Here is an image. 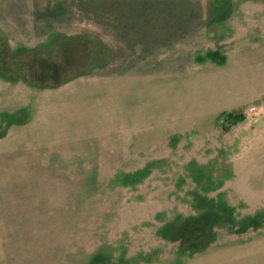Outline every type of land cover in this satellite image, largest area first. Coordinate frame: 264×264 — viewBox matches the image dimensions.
Returning a JSON list of instances; mask_svg holds the SVG:
<instances>
[{
    "label": "rangeland",
    "instance_id": "obj_1",
    "mask_svg": "<svg viewBox=\"0 0 264 264\" xmlns=\"http://www.w3.org/2000/svg\"><path fill=\"white\" fill-rule=\"evenodd\" d=\"M0 264H264V0H0Z\"/></svg>",
    "mask_w": 264,
    "mask_h": 264
},
{
    "label": "trees",
    "instance_id": "obj_2",
    "mask_svg": "<svg viewBox=\"0 0 264 264\" xmlns=\"http://www.w3.org/2000/svg\"><path fill=\"white\" fill-rule=\"evenodd\" d=\"M214 56H215V53L211 54V58H213ZM218 62L222 63L223 58H220ZM225 117L231 120V124L237 123V122L242 121L244 119V116L241 113H238V114L228 113V114H226Z\"/></svg>",
    "mask_w": 264,
    "mask_h": 264
}]
</instances>
